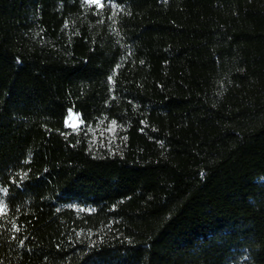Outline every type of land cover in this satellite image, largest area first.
Segmentation results:
<instances>
[{
	"label": "trees",
	"instance_id": "16d2710c",
	"mask_svg": "<svg viewBox=\"0 0 264 264\" xmlns=\"http://www.w3.org/2000/svg\"><path fill=\"white\" fill-rule=\"evenodd\" d=\"M0 264H264V0H0Z\"/></svg>",
	"mask_w": 264,
	"mask_h": 264
},
{
	"label": "rangeland",
	"instance_id": "374dc122",
	"mask_svg": "<svg viewBox=\"0 0 264 264\" xmlns=\"http://www.w3.org/2000/svg\"><path fill=\"white\" fill-rule=\"evenodd\" d=\"M92 3H97L98 0H91ZM82 122L76 114L70 112L66 119V126L78 130L82 127ZM116 132L117 127L115 124H110L108 126H96L90 128L91 138L93 143L96 145H112L116 142Z\"/></svg>",
	"mask_w": 264,
	"mask_h": 264
}]
</instances>
